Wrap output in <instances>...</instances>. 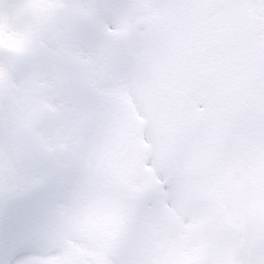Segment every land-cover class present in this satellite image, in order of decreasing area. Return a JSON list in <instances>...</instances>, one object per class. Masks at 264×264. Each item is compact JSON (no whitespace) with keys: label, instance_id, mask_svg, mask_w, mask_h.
Returning a JSON list of instances; mask_svg holds the SVG:
<instances>
[{"label":"snow or ice","instance_id":"1","mask_svg":"<svg viewBox=\"0 0 264 264\" xmlns=\"http://www.w3.org/2000/svg\"><path fill=\"white\" fill-rule=\"evenodd\" d=\"M0 264H264V0H0Z\"/></svg>","mask_w":264,"mask_h":264}]
</instances>
